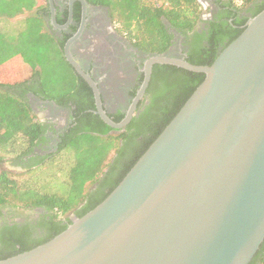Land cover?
<instances>
[{
	"label": "water",
	"instance_id": "1",
	"mask_svg": "<svg viewBox=\"0 0 264 264\" xmlns=\"http://www.w3.org/2000/svg\"><path fill=\"white\" fill-rule=\"evenodd\" d=\"M48 1L50 24L66 28ZM82 28L66 41L64 56L92 88L94 112L117 131L132 120L154 64L205 78L100 204L0 264H249L264 241V9L211 65L168 54L148 58L145 79L119 122L72 54Z\"/></svg>",
	"mask_w": 264,
	"mask_h": 264
},
{
	"label": "trees",
	"instance_id": "2",
	"mask_svg": "<svg viewBox=\"0 0 264 264\" xmlns=\"http://www.w3.org/2000/svg\"><path fill=\"white\" fill-rule=\"evenodd\" d=\"M87 1L108 6L120 30L153 55L167 54L172 44L167 23L180 32L196 33L202 13L198 0ZM251 1L245 0L238 7L230 0L227 5L234 9L210 23L206 43L190 52L186 60L196 65H211L245 29L250 17L242 16L239 11ZM263 9L264 2L252 16ZM26 12L20 21H10ZM49 16L48 0H0V67L5 62L13 64L16 57H20L30 68V73L21 78L0 81V163L10 156L18 157L30 151L43 131V123L34 115L31 104L22 96L24 93L18 90L32 79L37 83L33 89L36 95L55 101L70 112V126L60 137L59 150L47 162L52 164L59 157L71 158L62 192L53 190L50 182L40 180L39 169L46 163L25 173L0 171V207L44 206L53 211L58 220L53 231L42 240H27L7 231L0 233V260L30 250L64 231L72 222L62 224L59 218L80 205L83 206L76 212L78 217L100 204L205 78V73L176 65H154V74L161 67L166 74L163 90L139 110L142 100L130 123L117 131L94 112L92 88L64 56L63 48L70 35L63 40L57 38L47 21ZM56 19L61 25L65 21L59 16ZM58 53L75 73L73 82L65 89L59 86V78L54 74ZM0 80H3L1 73ZM135 93L133 91L132 96ZM102 99L104 102L103 96ZM125 114L121 109L108 113L116 122ZM94 184H97L95 190L87 189ZM257 263L264 264V241L249 264Z\"/></svg>",
	"mask_w": 264,
	"mask_h": 264
},
{
	"label": "flooded vegetation",
	"instance_id": "3",
	"mask_svg": "<svg viewBox=\"0 0 264 264\" xmlns=\"http://www.w3.org/2000/svg\"><path fill=\"white\" fill-rule=\"evenodd\" d=\"M201 1L210 6L209 17H204L200 25L196 26V33L187 34L170 28L172 44L167 52L168 55L186 58L196 47L206 43V34L210 23L224 15L226 11L234 9L227 5L230 0ZM71 2H73L72 12ZM84 2L86 5L85 14L81 0H53L56 18L57 16L65 18L62 25L67 24V26L63 29L52 26V31L57 38L63 40L66 35H70L68 39L73 37L83 27L80 36L71 46L73 56L84 70H88L98 82L104 98L105 110L108 113H116L119 109L127 112L145 79L146 61L153 54L140 47L120 30L114 22L108 6L94 5L87 0ZM263 2L264 0H252L247 7L239 12L242 16L251 17L255 9ZM211 3L214 5L211 6ZM50 17L51 9L50 16L47 18L49 23ZM84 18L85 24L82 26ZM154 65L146 92L138 102L139 104L143 100L139 110H142L153 96L160 94L163 90L166 74L162 67L154 74ZM35 87H37V83L35 79H32L18 90L24 93V96L34 107L36 104L42 105L45 111L42 122L44 128L37 144L30 151L10 160V163L19 169L15 171L26 172L46 163L53 154L58 152L60 137L64 130L70 126L69 110L59 106L55 101L39 98L33 91ZM133 91H136L134 96H132ZM96 186L97 184L92 185L89 190L92 192ZM82 206L80 205L59 218L61 223L73 222L78 218L76 212ZM57 221L53 211L44 206L0 207V233L11 232L27 240L45 239L53 231L52 228Z\"/></svg>",
	"mask_w": 264,
	"mask_h": 264
},
{
	"label": "rangeland",
	"instance_id": "4",
	"mask_svg": "<svg viewBox=\"0 0 264 264\" xmlns=\"http://www.w3.org/2000/svg\"><path fill=\"white\" fill-rule=\"evenodd\" d=\"M26 13H22L17 15L16 17L10 19L11 22H17L20 21L24 16H26ZM56 67L54 69V74L59 78V86L63 87L64 89L69 86L74 78L75 73L73 69L70 67V65L67 63V61L60 56L58 53L56 58ZM0 73L1 77L4 80H11L15 78H21L26 73H30L29 66L20 58L16 57L13 64H9L8 62H5L2 67H0ZM13 90V89H11ZM18 93V92H17ZM22 94V93H18ZM24 98L27 99V97L22 95ZM28 100V99H27ZM13 156H10L8 159L0 163V171L2 170H8L11 172H17V173H25L17 169L13 164L10 163V160L13 159ZM70 157H59L56 161H54L52 164L49 162H46L40 169H39V178L41 181L50 182L53 185V190L56 191H64L66 187V179H67V172L70 166ZM32 170V169H31ZM29 171V170H28ZM26 171V172H28ZM91 188V185L87 187V189Z\"/></svg>",
	"mask_w": 264,
	"mask_h": 264
},
{
	"label": "crops",
	"instance_id": "5",
	"mask_svg": "<svg viewBox=\"0 0 264 264\" xmlns=\"http://www.w3.org/2000/svg\"><path fill=\"white\" fill-rule=\"evenodd\" d=\"M198 2L200 3V5H201V8H202V13H201V17H200V21L198 22V24H197V26L198 25H200V22L201 21H203V19H204V17L206 18V17H209V15H210V11H211V8H210V6L208 5V4H203V2L201 1V0H198ZM214 4H212L211 3V6H213ZM167 26H168V28L170 29V28H172V29H174V30H177L176 28H174V27H172V26H170V24L169 23H167ZM38 97V96H37ZM40 98V97H39ZM30 103V102H29ZM31 104V103H30ZM31 106H32V110H33V113H34V115L36 116V118L37 119H39V121H41V122H43V116H44V113H45V111H44V108L42 107V105L41 104H36V106L34 107L32 104H31Z\"/></svg>",
	"mask_w": 264,
	"mask_h": 264
},
{
	"label": "built area",
	"instance_id": "6",
	"mask_svg": "<svg viewBox=\"0 0 264 264\" xmlns=\"http://www.w3.org/2000/svg\"><path fill=\"white\" fill-rule=\"evenodd\" d=\"M245 0H234V4L238 7L242 6L244 4Z\"/></svg>",
	"mask_w": 264,
	"mask_h": 264
}]
</instances>
